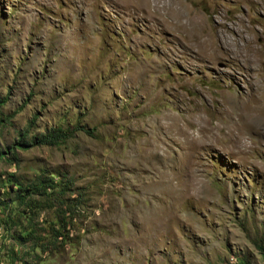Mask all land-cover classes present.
Segmentation results:
<instances>
[{
	"label": "rangeland",
	"instance_id": "rangeland-1",
	"mask_svg": "<svg viewBox=\"0 0 264 264\" xmlns=\"http://www.w3.org/2000/svg\"><path fill=\"white\" fill-rule=\"evenodd\" d=\"M263 5L0 0V264H264ZM61 124L65 143L13 149ZM39 174L77 206L53 244L56 208L34 210L35 248L8 185Z\"/></svg>",
	"mask_w": 264,
	"mask_h": 264
},
{
	"label": "trees",
	"instance_id": "trees-1",
	"mask_svg": "<svg viewBox=\"0 0 264 264\" xmlns=\"http://www.w3.org/2000/svg\"><path fill=\"white\" fill-rule=\"evenodd\" d=\"M33 125V120L29 123ZM78 130V125L74 127H64L62 124L49 129L47 132L41 133L39 135L30 136V128L24 129L19 132L18 140L13 145V149H29L33 146L39 145H60L65 143L75 132ZM89 131V130H87ZM11 152V147H7L4 152L0 151V156L2 158L6 157L7 153ZM8 189L13 192V202H17L19 205L23 204L28 206L30 216L26 215L29 226L25 227L26 239H35L33 243L34 247H44L48 245L47 243H40V236L35 235L36 229L34 227V210H42L45 208H56V215L58 217L57 223L51 225V236H48L46 241L53 244L55 240H58L60 236H65V231L69 224L73 221L71 213L73 209L77 206L74 202L76 199L72 196L74 190L72 189V180H58L56 177L51 175L39 174L35 179L29 182H22L16 180L15 178L9 179ZM9 192V196L11 194ZM0 205L3 208H7L9 203L6 201H1ZM16 222V220H12ZM1 223V219H0ZM20 225V222L18 223ZM40 243V244H38ZM259 249L264 256V246L259 244ZM238 264H249L245 260H241Z\"/></svg>",
	"mask_w": 264,
	"mask_h": 264
},
{
	"label": "bare ground",
	"instance_id": "bare-ground-1",
	"mask_svg": "<svg viewBox=\"0 0 264 264\" xmlns=\"http://www.w3.org/2000/svg\"><path fill=\"white\" fill-rule=\"evenodd\" d=\"M182 5V4H181ZM172 7V6H171ZM164 8V7H163ZM182 8V7H181ZM181 8L177 11V12H175V13H173L174 14V16L175 17H182V10H181ZM170 9V8H169ZM169 9H167V12H168V10ZM262 9L264 10V5L262 6ZM185 12V11H184ZM187 12V11H186ZM184 15V14H183ZM182 18H184V17H182ZM178 19V18H177ZM179 20V19H178ZM166 21V20H165ZM164 21V22H165ZM184 21V20H183ZM181 22V23H179V26L178 27H180V29L181 28H185L187 31H191L192 29L190 28V27H188L187 25H189V24H185L184 22ZM176 23V22H175ZM200 23V22H199ZM176 25V24H175ZM195 27V32L197 31L198 32V30H200V29H202V30H204V25L202 24V23H200V25H196V26H194ZM229 29L231 30V32L234 34V36H233V38H232V41H235L236 42V44H242V43H240V41L241 40H243V41H245V36H244V34H243V32L241 31V30H239L234 24L233 25H229ZM194 31V30H193ZM183 32V31H182ZM184 32H185V30H184ZM188 33V32H187ZM190 33V32H189ZM192 34V33H191ZM199 35V34H198ZM193 37V36H192ZM191 37V38H192ZM197 38V37H196ZM208 39V38H207ZM187 40V39H186ZM191 40V39H190ZM199 40H201V39H199ZM188 41V40H187ZM197 42V41H196ZM249 42V41H248ZM231 42H227V45H229ZM233 48H234V45H229V46H227V47H225L224 49H223V51H224V53L227 55V56H229L230 58H231V53H232V50H233ZM233 101V100H232ZM233 103V102H232ZM231 103V104H232ZM235 105V104H234ZM233 105V106H234ZM232 106V105H231ZM232 106V107H233ZM171 118V117H170ZM174 118H175V116H174ZM173 118V119H174ZM174 120H176V119H174ZM195 120V119H194ZM171 121V120H170ZM199 122V121H198ZM173 125V124H172ZM175 125V124H174ZM186 126V125H185ZM173 127V126H172ZM179 127V126H178ZM180 127H183L182 125L180 126ZM200 127V126H199ZM175 128V127H174ZM205 128V127H204ZM184 129V128H183ZM185 130V129H184ZM180 131V130H179ZM187 131V130H186ZM183 133V132H182ZM187 134V133H186ZM188 135V134H187ZM209 140H211V139H209Z\"/></svg>",
	"mask_w": 264,
	"mask_h": 264
}]
</instances>
